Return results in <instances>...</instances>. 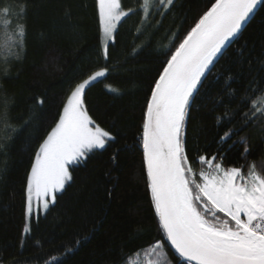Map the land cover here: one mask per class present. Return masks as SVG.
Returning a JSON list of instances; mask_svg holds the SVG:
<instances>
[{"label":"trees","instance_id":"1","mask_svg":"<svg viewBox=\"0 0 264 264\" xmlns=\"http://www.w3.org/2000/svg\"><path fill=\"white\" fill-rule=\"evenodd\" d=\"M22 3L0 0V6H14L8 17L13 23L7 28L0 23V36L14 32L15 5ZM121 4L124 11L134 12L118 24L107 57L96 0H28L21 58L17 61L7 49H0V101L8 97L6 122L14 129L0 151V264H124L126 255L157 241L164 244L173 264H185L159 228L140 140L146 98L162 61L179 42L176 34L182 39L210 3L175 0L174 7L156 8L147 16L142 0ZM5 55L7 65L2 62ZM102 69L107 73L85 89L84 102L89 116L115 139L70 165L72 179L44 214L30 219L31 230L24 234L26 178L36 150L75 85ZM254 80L264 81V3L218 55L190 100L184 142L195 172L207 166L193 158L217 155L220 162L218 149L226 153L225 167L243 166L246 172L255 162L264 172V131L256 124L239 133L247 137L250 149L245 158L243 143L228 149L238 136L219 141L236 121L218 123V117L237 108ZM229 88L235 90V98ZM4 111L0 103V113ZM4 123L0 120V129ZM195 179L200 182L199 175Z\"/></svg>","mask_w":264,"mask_h":264},{"label":"snow or ice","instance_id":"2","mask_svg":"<svg viewBox=\"0 0 264 264\" xmlns=\"http://www.w3.org/2000/svg\"><path fill=\"white\" fill-rule=\"evenodd\" d=\"M209 3L182 39L176 34L179 42H174V50L169 48L171 54L162 61V71L146 98L140 140L146 186L159 228L185 264H264V172L258 171L255 162L246 172L243 166L225 167L222 161L226 153L220 154L218 149L220 162L217 155L193 158L207 166V170L201 167L197 173L184 142L191 98L214 67L218 55L234 42L264 0H209ZM174 5L175 0H155L154 6L168 10ZM27 6L28 0L15 5L16 28L0 36V49H7L17 61L24 51ZM151 6L152 0H143L141 7L145 15ZM13 7L11 4L0 6V18H4L0 23L5 28L13 23L8 18ZM96 8L107 57L108 43L115 41L118 24L134 9L124 11L121 0H96ZM8 60L5 55L2 62L7 65ZM106 71H96L75 85L55 125L39 144L26 178L24 234L31 230L27 221L41 210H48L50 202L55 203L56 193L72 179L69 165L85 158L95 148L103 149L108 141L115 139L89 116L84 102L86 86L104 76ZM7 72L5 67L4 75ZM261 85L264 81L250 82L237 108L226 110L218 117V123L236 121L219 136V141L223 144L238 136L228 149L243 143L242 158L250 149L247 137L239 133L253 124L264 131V87ZM229 91L235 98V90L229 88ZM43 102L38 101L41 105ZM0 103L5 109L0 113V120L5 121L4 128L0 129L3 133L0 151H3L14 129L6 122L8 97L5 95ZM197 175L200 182L195 179ZM150 254H155L157 259H149L147 264H161V261L170 264L161 241L152 246ZM124 260L125 264H139V253L128 254Z\"/></svg>","mask_w":264,"mask_h":264},{"label":"rangeland","instance_id":"3","mask_svg":"<svg viewBox=\"0 0 264 264\" xmlns=\"http://www.w3.org/2000/svg\"><path fill=\"white\" fill-rule=\"evenodd\" d=\"M142 2H143V0H142ZM155 5V0H152V6H151V8L149 9V11L147 12V15L152 11V10H154V9H156V7L154 6ZM159 8H162L163 9V11H166L164 8H163V6H161V7H159ZM144 12H145V10H144ZM147 15H145V16H147ZM123 19V18H122ZM102 36V35H101ZM111 42V41H110ZM109 42V43H110ZM109 43H108V45H109ZM102 47H103V50H104V52H105V49H104V45H103V41H102ZM108 48V47H107ZM98 71H100V70H98ZM96 72V71H95ZM94 73V72H93ZM93 73H91L90 75H92ZM107 73V71L105 72V74ZM89 75V76H90ZM103 77V76H102ZM99 78H101V77H99ZM99 78H97V79H99ZM85 79H87V77L85 78ZM96 79V80H97ZM95 80V81H96ZM83 81V80H82ZM81 81V82H82ZM92 82H94V81H92ZM92 82H90V84L92 83ZM89 84V85H90ZM88 85V86H89ZM88 86H86V88L88 87ZM95 149H99V148H95ZM73 163H75V162H73ZM72 163V164H73ZM71 165V164H70ZM70 165H69V167H70ZM69 172H70V168H69ZM68 182H66L65 183V186H66V184H67ZM65 188V187H64ZM61 191H63V190H60V191H58L57 193H60ZM56 193V194H57ZM56 200V199H55ZM53 203H51L50 202V204H49V207L52 205ZM49 209V208H48ZM47 211V210H46ZM46 211H44V210H41L40 212H39V214H44ZM38 214V215H39ZM34 216H37V215H34ZM28 223L30 222V220H28L27 221ZM154 245V244H153ZM153 245H151V246H149V247H147V248H145V249H142L141 251H139L138 253H139V264H147V260H149V259H151V260H153V261H155L157 258H156V256H155V254H150L151 253V248H152V246ZM157 251H159V249H157ZM164 252H165V254H166V256H167V261H170V259H169V257H168V255H167V253H166V251H165V249H164ZM150 254V255H149ZM125 264V263H124ZM161 264H166V262L165 261H161ZM170 264H173L171 261H170Z\"/></svg>","mask_w":264,"mask_h":264},{"label":"water","instance_id":"4","mask_svg":"<svg viewBox=\"0 0 264 264\" xmlns=\"http://www.w3.org/2000/svg\"><path fill=\"white\" fill-rule=\"evenodd\" d=\"M258 7H259V5L257 6V8H258ZM257 8H256V10H257ZM256 10H255V11H256ZM253 14H254V13H253ZM253 14H252V15H253ZM252 15H251V16H252ZM251 16H250V18H251ZM250 18H249V19H250ZM249 19H248V20H249ZM248 20H247V21H248ZM247 21H246V22H247ZM169 244H170V243H169ZM170 245H171V244H170Z\"/></svg>","mask_w":264,"mask_h":264}]
</instances>
